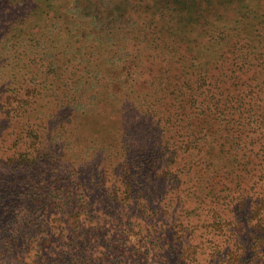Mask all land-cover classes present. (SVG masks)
<instances>
[{
	"label": "rangeland",
	"instance_id": "374dc122",
	"mask_svg": "<svg viewBox=\"0 0 264 264\" xmlns=\"http://www.w3.org/2000/svg\"><path fill=\"white\" fill-rule=\"evenodd\" d=\"M46 13L49 14L45 16ZM51 25L53 31H48ZM258 27L262 29L257 31ZM220 32L240 40L244 53L264 52V0H0V153L6 161L2 163L6 172L0 183V207L3 209L12 199L16 204L6 215L1 216L0 208V264L30 263L36 258L42 236L47 241V250L65 248L61 245L59 229L56 230L63 215L56 214L59 219L54 220L51 230H40L38 210L28 205L32 202L33 187L39 184L44 189L45 183L51 185V176L56 174L62 185L66 178L71 183L69 188L65 185L69 190L66 195L62 196L61 191L51 192L53 199L63 206L62 212L67 211L68 206L73 207L70 214L79 211L76 204L85 199L94 207L99 206V216L92 222L90 232L99 233L100 245L115 242L112 234L127 226L132 228L127 234L129 244L139 249L135 264H219L217 259L207 261L205 255L203 259L194 260L180 257L181 247L176 249L172 241H161L154 231L141 229L144 215L139 217L137 208L121 205L125 201H122L123 187L131 185L133 191L128 193V200L135 204L139 190L144 195L153 186L164 184L163 176L158 179L154 174L171 158H174L171 166L175 168L189 159L174 153L172 142L178 133L176 126L167 121L162 123L175 83L195 80L201 64L215 92L221 86L223 96L229 91L241 95L249 93L248 88L264 89V54L261 60L248 58L251 64L245 65L247 70L242 67L235 73L236 77H232L222 66L225 62L218 58L215 43L205 36ZM259 33L260 42L252 43L253 35L259 36ZM225 40L229 41L230 37ZM181 57H186L185 65L178 61ZM227 60L234 61L230 57ZM124 61L127 62L125 68L131 71L125 81H120L119 66ZM26 90L34 93L28 100L31 106L22 113L8 114L7 97L15 94L22 98ZM144 94L149 95L146 100L154 101L153 105L148 101L144 105L162 113V120L152 117L147 121L143 118L132 121V114L136 117L133 105L145 97ZM78 99L86 100L84 111L70 109L69 102ZM69 111L74 119L67 129L62 116L64 113L67 116ZM124 117L130 119L127 127L122 121ZM162 128L167 130L161 132ZM154 135L159 137H151ZM35 138L36 148L47 149L49 158L56 161L47 163L45 159L46 164L41 165L43 156L40 154L34 152V160L29 158L31 153L24 154L25 140ZM16 139L17 143L13 144ZM160 150L162 155L158 156ZM237 153L230 149L208 159L210 170L244 176L251 184L254 178L244 169L250 165L245 166L244 157ZM89 155L87 165L83 166L86 159L82 157ZM18 160L20 165H17ZM105 169L107 174L100 173ZM21 176L33 178V184L22 183L8 189L7 180ZM178 176L184 182L183 187L197 179L196 186L201 193L205 192L203 187L208 174L193 171L188 175L178 173ZM165 184H168L167 179ZM221 193L224 195L226 190ZM188 197L192 202L191 194ZM253 198L245 201L239 222L248 216L246 212ZM223 201L221 198V203ZM191 206L192 203L175 206L172 217L150 215L147 226L154 224L159 229L162 224H176L179 212L185 216L183 207ZM196 212L198 210L191 211L189 217ZM75 217L73 215L71 220ZM211 223V220L205 222ZM241 228L242 235L249 233L250 223L248 227L244 222ZM211 237L220 241L221 235L211 232ZM228 250L221 245L218 255L223 257ZM75 259L58 260L55 264H125L118 261L123 259L121 256L113 263L109 262L110 257L99 261L81 259L79 255ZM223 264H227L225 260Z\"/></svg>",
	"mask_w": 264,
	"mask_h": 264
},
{
	"label": "trees",
	"instance_id": "16d2710c",
	"mask_svg": "<svg viewBox=\"0 0 264 264\" xmlns=\"http://www.w3.org/2000/svg\"><path fill=\"white\" fill-rule=\"evenodd\" d=\"M48 14L46 13L45 16ZM52 26L48 28V31H53ZM261 29L262 27H258L257 31ZM214 34H219L223 37L214 36ZM205 36L208 40H213L215 43L216 50L219 52L218 58L223 59L221 61L225 63H222V66L226 68L227 74L231 73L232 77H236L235 73L241 71L242 67L247 70L245 65L247 63L251 64L248 58L251 60L263 59L264 52L260 54L257 52L254 55L244 53L241 49L242 45H239L240 40L228 33L225 35L224 32L206 33ZM225 37H230V40L226 41ZM253 37L252 43L260 42L261 33H259V36L254 34ZM229 57L233 58V63L228 62L227 59ZM185 58L181 57L178 61L184 62ZM165 60L166 58H164ZM204 62L202 61V63ZM125 64H127L126 61L119 66L118 79L120 81H125L131 71V68H125ZM183 64L185 65L186 63L184 62ZM205 70L206 68L200 64L199 70L195 74V80L186 79L172 86L170 90L171 102H167L168 107L164 115L166 118L162 121V123H165V121L170 122L171 125H175L177 128L178 133L174 136L175 140L172 142L175 145L174 153L186 155L189 159L181 167L175 168L171 166L174 162V158H171L164 168L154 174L158 179L163 176L162 182L165 184L167 179L168 184H157L153 186L152 190L146 191L144 195L143 191L139 190L141 192H138V198H136L138 201H135V204L128 200L130 198L128 193L133 191L131 185L123 187L122 201H125L121 207L130 208L133 205V208H137V215L139 217L144 215L141 229L144 232L154 231L161 241H172L176 249L181 247L179 251L180 257L184 259L194 260V258L198 257L203 259V255H205L207 261L209 258L211 261L217 259L219 264H223L224 260L227 264H264V89L259 87L257 91L256 89L248 88L249 93H242L241 95L229 91L223 96L220 90L221 86H218L215 92L212 82L205 76ZM168 78L170 76L166 79L167 84L169 82L167 81ZM16 93L18 94V92ZM33 94V91L26 90L21 96L22 98H18L15 94L9 95L7 97L9 100H6V104L8 103L10 107L8 114L22 113L27 110L31 106L28 100L33 98ZM144 96L133 105L136 117L132 114V121L134 122V120L140 118L147 121L152 117L155 120H162V113L158 114L153 107L144 105L145 101H148L149 104H154V101L145 99L149 95L144 94ZM69 103H71L70 109L85 110L84 103H86V100L78 99ZM142 107L145 110L139 111V108ZM66 108L68 107L65 106ZM65 109L61 112H64ZM178 109H180L178 113L181 116L180 118L177 115ZM73 116L74 114H71V111H69L67 116L65 113L62 116L64 117L62 123L67 129L68 126L71 127L72 123L70 122L73 121ZM122 121L127 127L130 119L124 117ZM32 124L34 125L33 122L31 126ZM166 130L167 128H164L161 132ZM151 137L159 136L154 135ZM17 140L13 144H16ZM35 142L36 138L25 140L27 145L24 154L31 153L29 158L33 160L34 152L40 154L43 156L40 161L41 165L46 164L45 159L47 163L56 161V158H49L47 149L36 148ZM165 143L167 145V142ZM242 143L245 144L243 145ZM230 149L238 152L237 154L240 157H244L245 166L250 165L249 168L244 169L246 174L251 173L254 178L251 184L247 183L244 176L242 177L238 174L231 176V172L218 173L215 169L210 170L211 164L207 162L208 159H214ZM247 152H249V155ZM160 154L162 155V151H157V155L159 156ZM91 155L82 157L86 159L82 164L83 166L87 165ZM3 157L0 153V183L3 180V174L6 172L2 166V163L6 162ZM20 163V160H18L17 165H20ZM128 163L129 161L125 164L127 165ZM50 166L51 164L46 166V169ZM14 167L17 168L18 166L14 165ZM193 171H200L202 175L208 174V180H205L206 184L203 187L206 189L204 193H201V189L196 186L198 182L195 178L191 180L192 183L187 185V187L181 186L184 182L181 181L178 173L188 175V173ZM208 171L212 172L209 173ZM107 172V169L100 171L103 175L107 174ZM110 173L112 174L114 171L111 169ZM172 175L174 176L171 177ZM173 178L174 180H172ZM201 178L198 177L199 180ZM23 179H25L24 182H22ZM51 180V185L50 182L45 183L44 189H41L39 184L33 187V191H31L32 202L28 205H31L30 209L32 210H38L37 225L40 230H51L54 220L59 219H57L56 214L61 213L63 215L56 230L59 229L61 235L59 238L62 239L61 245L65 248L57 251L54 249L47 250V241L43 240L45 236H42L38 244L36 258L28 264H55L58 260L62 262L64 259L74 261L79 255L81 259L94 258L99 261L103 257H110L109 262L112 263L115 258L121 256L123 259L126 257V259L118 260L119 262L135 264V257L138 256L139 249L129 244L130 236H127L132 228L124 226L122 230L112 234L115 242L100 245L98 243L99 233L90 232V228L93 226L92 222L99 216L100 208H97L99 206L94 207V204L89 199H85L76 204L79 211H73L70 214L69 211L73 207L68 206L69 209L62 212L63 206L53 199L51 192L61 191L62 196L66 195L69 190L65 189V185L69 188L71 183H68V178H66L65 183L62 185L61 181H59L60 176L57 174L54 177L51 176ZM22 183L33 184V178L27 179L21 176L10 181L7 180L6 184L10 185L8 189L11 190L15 186L22 185ZM220 186H222V189ZM255 186L257 188L253 191ZM223 190H226L224 195L221 193ZM11 193L9 191V195ZM189 194L192 196V202H189ZM251 197L254 198L251 208L246 212L248 216L245 221L239 222L241 217L238 216L244 213L245 201ZM221 198L224 200L222 203ZM190 203L193 206L183 207L185 216L179 212L176 224H162L159 225V229L155 228L154 224L147 226V218L150 215L163 218L172 217L175 215L173 211L175 206L179 204L183 206ZM217 205L220 208L216 207ZM15 207V200H10L3 209L0 207L2 209L1 216L6 215L7 211L11 213ZM46 209L48 211L45 212ZM193 210H198V212L193 217H189V213ZM124 212L126 216L128 210L126 209ZM73 215L76 217L71 220ZM133 215L132 213L131 216L134 217ZM17 219V216L14 217L13 222L16 223ZM208 220H211L212 223L205 224ZM244 222H247L248 227L250 223V232L242 235L241 227ZM211 232L221 235L220 241L215 237H211ZM221 245H225L230 249L223 257L218 255ZM209 248L211 250L207 252ZM59 254H64V256L61 257ZM131 258H133V262L129 263Z\"/></svg>",
	"mask_w": 264,
	"mask_h": 264
}]
</instances>
